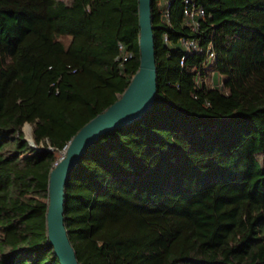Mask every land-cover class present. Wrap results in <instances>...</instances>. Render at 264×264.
<instances>
[{"label": "trees", "instance_id": "trees-1", "mask_svg": "<svg viewBox=\"0 0 264 264\" xmlns=\"http://www.w3.org/2000/svg\"><path fill=\"white\" fill-rule=\"evenodd\" d=\"M139 1L0 0V264H61L50 174L140 69ZM193 1L153 0L157 100L66 182L80 264H264V0Z\"/></svg>", "mask_w": 264, "mask_h": 264}, {"label": "water", "instance_id": "water-1", "mask_svg": "<svg viewBox=\"0 0 264 264\" xmlns=\"http://www.w3.org/2000/svg\"><path fill=\"white\" fill-rule=\"evenodd\" d=\"M153 0L139 1L140 69L118 100L96 114L69 141L49 178L47 223L50 243L61 264H80L65 224L66 182L82 158L105 133L134 123L154 106L158 93V66L152 14Z\"/></svg>", "mask_w": 264, "mask_h": 264}, {"label": "built area", "instance_id": "built-area-1", "mask_svg": "<svg viewBox=\"0 0 264 264\" xmlns=\"http://www.w3.org/2000/svg\"><path fill=\"white\" fill-rule=\"evenodd\" d=\"M184 14L187 18L188 24L193 29H197L200 26L199 18L205 17L207 15V13L205 12V9L193 0H185ZM183 44L187 51L203 50L202 46H199L195 38L184 39ZM207 54H208V57L210 58H214L216 56V52L211 43H209L208 45ZM184 59H185V55L182 56V61ZM32 145L37 147L35 144H32Z\"/></svg>", "mask_w": 264, "mask_h": 264}, {"label": "rangeland", "instance_id": "rangeland-1", "mask_svg": "<svg viewBox=\"0 0 264 264\" xmlns=\"http://www.w3.org/2000/svg\"><path fill=\"white\" fill-rule=\"evenodd\" d=\"M212 69V68H211ZM210 69V71H212ZM23 131H24V134H26V138L29 139L31 141L32 144H35V139H34V134H32V125L28 122L26 123L24 126H23ZM63 155V152H58L57 153V156H58V159L60 160L61 157ZM58 160V161H59Z\"/></svg>", "mask_w": 264, "mask_h": 264}]
</instances>
